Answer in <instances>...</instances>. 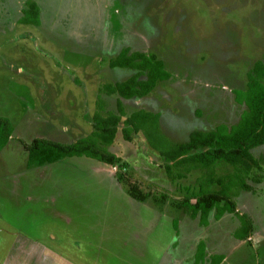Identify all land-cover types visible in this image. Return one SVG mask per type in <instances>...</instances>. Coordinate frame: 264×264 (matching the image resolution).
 Returning <instances> with one entry per match:
<instances>
[{
  "label": "rangeland",
  "instance_id": "rangeland-1",
  "mask_svg": "<svg viewBox=\"0 0 264 264\" xmlns=\"http://www.w3.org/2000/svg\"><path fill=\"white\" fill-rule=\"evenodd\" d=\"M29 3L40 8V26L20 22ZM124 49L155 54L171 74L147 97L122 99L127 116L149 112L159 120L152 135L169 147L187 142L195 130L239 122L245 107L235 91L264 61V0H0V117L14 128L0 151V226L34 231L38 223L32 244L12 237L2 246L13 244L0 264H193L201 241L207 256L225 255L222 264H264V179L232 192L254 229L238 241L235 214L217 221L213 211L203 228L174 205L198 191L204 172L172 180L143 130L124 140V123L109 151L151 193L147 202L127 196L119 166L83 157L27 167L25 143H72L94 131L96 112L118 111L120 98L100 89L137 73L109 66ZM214 169L215 178L234 171L220 162Z\"/></svg>",
  "mask_w": 264,
  "mask_h": 264
},
{
  "label": "trees",
  "instance_id": "trees-1",
  "mask_svg": "<svg viewBox=\"0 0 264 264\" xmlns=\"http://www.w3.org/2000/svg\"><path fill=\"white\" fill-rule=\"evenodd\" d=\"M21 23L40 26V8L35 3H29L23 10ZM111 68L132 69L137 71L125 81L108 83L100 89L101 95H117L120 99L117 112L101 116L98 112L93 117L94 131L86 138L72 143H60L47 138H35L24 144L27 152V167H42L55 164L71 158H89L99 162L119 166L118 180L124 186L127 194L138 202H147L151 193L143 190L138 181L127 174L128 163L109 151L115 143L120 124L124 140L132 142L134 135L141 130L146 133L149 147L159 153L165 164V171L174 181L187 177L192 170L204 172L197 180L198 191L184 196L174 203L191 219H199L201 226H209L210 216L215 211V219L220 220L225 214H235L240 226L235 237L240 240L249 238L253 233V222L245 214L238 212L237 203L232 192L234 189L252 191L250 182L260 184L264 179V154L257 158L253 150L264 146V61L254 64L248 73V83L245 90L235 91V99L245 107L237 124L227 126L220 124L214 130H195L187 142L166 146L160 135H152V130L159 126L158 118L144 111L127 116L122 99H142L152 93L159 83L171 78L162 60L155 54L147 55L129 49L122 50L109 62ZM146 77V79H142ZM100 99H102L100 97ZM99 106L104 102L98 101ZM100 108V107H99ZM100 111H102L100 109ZM14 133L10 119L0 117V151L3 150ZM224 163L234 168L233 173L214 176L216 163ZM164 200L168 196L163 195ZM178 222L173 226L179 233ZM206 245L201 242L196 253L195 264H204ZM224 257L215 256L211 264H220Z\"/></svg>",
  "mask_w": 264,
  "mask_h": 264
},
{
  "label": "crops",
  "instance_id": "crops-1",
  "mask_svg": "<svg viewBox=\"0 0 264 264\" xmlns=\"http://www.w3.org/2000/svg\"><path fill=\"white\" fill-rule=\"evenodd\" d=\"M84 158H86V157H84ZM71 159H73V158H71ZM89 159V158H88ZM97 161V160H96ZM102 163V162H101ZM99 164V163H98ZM100 165H104V167L108 170V167L109 166H111V165H108V164H105V163H103V164H100ZM122 193L123 194H125V192H123L122 191ZM127 196H129L128 194H127ZM130 197V196H129ZM131 199H133L132 197H130ZM1 216H3L2 215V213L0 214ZM225 215H227V214H225ZM224 215V216H225ZM223 219V218H222ZM222 219H220V220H222ZM220 220H217V221H220ZM200 225V224H199ZM210 225V224H209ZM7 226H10V227H12L13 225L11 224V223H8L7 224ZM33 226H35V225H33ZM201 226V225H200ZM240 226V225H239ZM4 227V228H3ZM0 226V231H1V237L3 238V242H0V253H2L1 255H0V260H6V256L7 255H10V256H12V249H11V247H12V245L13 244H9V243H7L6 245H5V247H4V249L3 250H1V248H2V246L7 242V241H9L10 240V238H12V237H19L20 239H18V240H15V242H17V243H20V240H21V242L23 243V240H24V245H26L27 243L29 244V242L32 244V241H31V237H33V238H35V236L34 235H36L37 234V232L35 233V230L38 228V223H37V225L35 226V227H37V228H35V229H32V230H34V231H29V230H24V229H22L21 227H12V228H7L6 226ZM203 228H206L205 226H202ZM207 227H209V226H207ZM236 231H237V229H236ZM252 236V235H251ZM90 238H91V236H90ZM42 239V238H41ZM84 239H86V238H84ZM249 239V238H248ZM236 240H238V241H241V240H239V239H236ZM12 241H14V240H12ZM35 241V240H34ZM35 242H37V244L38 245H44L45 244V242H44V240L42 239L41 241H38L37 239H36V241ZM90 242V245H92V241H89ZM201 242H204V241H201ZM200 242V243H201ZM21 243V244H22ZM34 243V242H33ZM199 243V244H200ZM205 243V242H204ZM242 243V242H241ZM59 244H60V242H59ZM84 244H85V242H84ZM168 244V242L165 244V245H167ZM199 244H198V246H199ZM8 245H9V247L10 248H8ZM57 245V244H56ZM205 245H206V243H205ZM18 249H20V248H18ZM80 250H82V248L80 249ZM197 250H198V248H197ZM18 250H16V252H17ZM53 252H56V251H54L53 250ZM205 252H206V256H205V263L204 264H206V263H208V264H211V260H212V257L214 256V255H216V256H222V257H224V259H223V261H225V259H226V257H225V255H217V254H214V255H209V256H207V246H206V250H205ZM22 255H24V256H27V254H24V253H22V252H20ZM57 253V252H56ZM197 253V252H196ZM17 254H19V253H17ZM20 254V255H21ZM42 255V251H41V248H40V251H39V248H38V253H37V255L39 256V255ZM40 257V256H39ZM42 257H40V259H41ZM207 259H209V261L210 262H206L207 261ZM223 261L220 263V264H222L223 263ZM195 262H196V255H195V261H194V263L193 264H195Z\"/></svg>",
  "mask_w": 264,
  "mask_h": 264
}]
</instances>
